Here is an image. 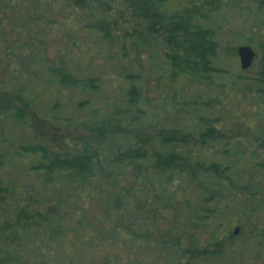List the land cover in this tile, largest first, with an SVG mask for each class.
Here are the masks:
<instances>
[{
  "label": "trees",
  "instance_id": "1",
  "mask_svg": "<svg viewBox=\"0 0 264 264\" xmlns=\"http://www.w3.org/2000/svg\"><path fill=\"white\" fill-rule=\"evenodd\" d=\"M94 1L0 0V264H264V181L230 173L225 157L241 151L223 144V131L235 121L227 100L242 68L227 64L209 26L222 0L204 1L208 11L122 0L132 20L170 46V82L179 88L168 101L161 95L159 109L139 70L125 75L123 103L97 105L103 83L70 56L67 41L46 54V28H35L55 2L90 15L76 28L114 44V25L92 12ZM34 118L88 136L54 151Z\"/></svg>",
  "mask_w": 264,
  "mask_h": 264
},
{
  "label": "rangeland",
  "instance_id": "2",
  "mask_svg": "<svg viewBox=\"0 0 264 264\" xmlns=\"http://www.w3.org/2000/svg\"><path fill=\"white\" fill-rule=\"evenodd\" d=\"M102 1L108 6H103L100 3ZM204 1L208 0H172L173 4L179 6L196 5L203 11H208L210 6ZM93 3L92 12L101 13L113 23L114 44L95 33L76 28L78 21L85 22L90 15L80 11L67 14L66 7L55 2L51 5L52 12L43 13L39 19L40 27L35 28L38 32L46 28V54L51 57L53 51L64 48L66 40L70 56L73 59L82 58L87 73L98 76L103 83L93 95L97 105L106 102L123 103L124 91L128 86L125 75L139 70L143 77L144 95L154 109H159L162 107L161 95L166 96L168 101L174 89L179 88L170 82L173 68L168 66L166 58L170 49L167 41L159 33L149 31L145 22L132 20L122 0H95ZM4 14L6 13L1 11L0 17ZM4 23L8 26L6 21ZM209 26L218 33L222 45L220 51L225 55L227 64L234 59L239 66L237 50L230 49L229 45H250L255 52L250 67L240 70L237 95L230 96L227 100L228 111L235 116V121L233 126L226 124L224 127L223 144H234L241 150L238 155L229 153L225 156L234 163L230 173L235 171L234 174L242 178L251 177L264 181V171L260 166L264 161V0H222L213 12ZM140 39L145 45L143 50L140 49L143 47L136 48L132 45L133 41L137 43ZM177 81L178 78L175 83ZM181 81L185 82L186 90L196 87L188 78ZM200 88L204 90L203 87ZM63 96L65 101L72 100L71 103L75 105V92L66 91ZM45 123L34 118L32 127L57 152L72 151L66 142L88 136L80 127L67 126L62 121L52 125ZM260 133L263 135L260 136ZM248 190L249 186L241 194L247 196ZM237 226L239 225L233 223L230 229L233 231Z\"/></svg>",
  "mask_w": 264,
  "mask_h": 264
},
{
  "label": "water",
  "instance_id": "3",
  "mask_svg": "<svg viewBox=\"0 0 264 264\" xmlns=\"http://www.w3.org/2000/svg\"><path fill=\"white\" fill-rule=\"evenodd\" d=\"M237 54L239 63L242 69H246L250 67L252 64L253 58L255 56V52L250 45L242 44L237 48ZM238 232V227L234 228V233Z\"/></svg>",
  "mask_w": 264,
  "mask_h": 264
}]
</instances>
